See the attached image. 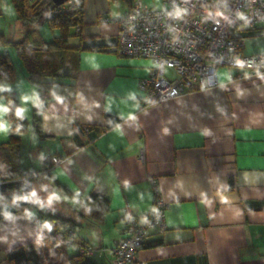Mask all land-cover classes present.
<instances>
[{
	"label": "crops",
	"instance_id": "crops-1",
	"mask_svg": "<svg viewBox=\"0 0 264 264\" xmlns=\"http://www.w3.org/2000/svg\"><path fill=\"white\" fill-rule=\"evenodd\" d=\"M159 1L154 6L143 0L151 7H160ZM131 3L84 0L81 33L115 38L118 23L101 17H118ZM2 5L0 18L7 13L14 28L6 34L0 20V31L20 39L24 27L9 0ZM236 34L244 39L243 52L264 53V22L238 28ZM7 50L16 66L12 81L0 80V144L9 134L2 91L15 92L30 123L38 97L45 95L44 135L32 123L24 130L30 141L21 135L20 161L32 172L34 197L75 221L69 254L76 252V243L87 242L104 249L91 256L96 264H112V249L124 235V210L146 215L157 189L164 219L148 228L147 242L137 252L145 264H264V74L231 80L228 71L234 70L219 67L218 85L143 105L139 81L153 66L149 58L82 50L75 77L30 79L13 50ZM28 95L32 107L24 112L21 98ZM105 111L121 120L97 132L94 126L104 123ZM8 168L0 152V172ZM48 175L73 193L107 197L109 210L99 221L81 216L55 194ZM40 185L42 193L35 189ZM36 213L21 210L0 193V264H8L3 250L45 233Z\"/></svg>",
	"mask_w": 264,
	"mask_h": 264
},
{
	"label": "built area",
	"instance_id": "built-area-1",
	"mask_svg": "<svg viewBox=\"0 0 264 264\" xmlns=\"http://www.w3.org/2000/svg\"><path fill=\"white\" fill-rule=\"evenodd\" d=\"M101 20L118 23V53L153 62L139 81L143 105L218 85L219 67L234 70L228 71L231 80L264 74V53L243 52L244 39L236 34L238 28L264 22V0H161L160 7L132 0L118 17ZM164 206L155 189L146 215L124 210V235L112 249V264H145L137 252L147 241L148 228L163 223ZM75 247L89 256L104 252L82 242Z\"/></svg>",
	"mask_w": 264,
	"mask_h": 264
},
{
	"label": "trees",
	"instance_id": "trees-1",
	"mask_svg": "<svg viewBox=\"0 0 264 264\" xmlns=\"http://www.w3.org/2000/svg\"><path fill=\"white\" fill-rule=\"evenodd\" d=\"M9 2L14 18L25 30L20 39L9 38L0 31V48L4 49L0 52L2 81L10 82L15 75V66L9 56L8 48L13 50L30 79L72 78L77 73L78 57L82 50H117V36L110 39L86 38L81 33L84 24V0H68L59 5L52 0H9ZM45 24L58 31L51 40L42 37L39 28ZM72 36L78 38V43L69 44V38ZM2 93L5 94L6 99L9 134L7 141L0 144V152L9 168L0 172V178L4 180L0 184V193L27 213L36 209L35 217L45 229L44 234L3 250L4 259L8 264H96L89 255L78 251L73 254L67 252V244L70 243V237L76 226L75 221L34 197L32 172L24 170L20 161L21 133L27 125V119L15 92L12 89H5ZM46 100L45 95H40L32 110V127L40 135H44L40 119L46 107ZM120 120V116L105 111L104 123L95 125L94 128L100 132ZM46 168L47 165H43V169ZM48 178L55 194L69 202L81 216L99 221L109 210L107 197L94 191L82 196L71 192L51 175H48Z\"/></svg>",
	"mask_w": 264,
	"mask_h": 264
},
{
	"label": "rangeland",
	"instance_id": "rangeland-1",
	"mask_svg": "<svg viewBox=\"0 0 264 264\" xmlns=\"http://www.w3.org/2000/svg\"><path fill=\"white\" fill-rule=\"evenodd\" d=\"M149 4L151 5H159V0H146ZM0 4L2 5V0H0ZM3 8H4V4L2 5ZM0 20L2 21V23H5L6 26L4 27V29H6V34H10L12 33V30L14 28V25L12 24V22L10 21L9 17H8V14L7 13H4L3 16L0 18ZM40 31H41V34H42V37L45 39V40H51L56 34H57V29H52L50 28L49 26H47L46 24L45 25H42L40 28ZM76 43V37L75 36H72L69 38V44H75ZM14 57H12L13 59ZM15 61V60H14ZM15 65V64H14ZM16 66V65H15ZM224 68H227V67H224ZM228 69V68H227ZM17 72V71H16ZM17 75V73H16ZM33 102V101H32ZM35 102V101H34ZM21 103H22V106H23V111L25 112V110L27 108H29L31 110V107H32V103H31V99L29 98V95L24 97V98H21ZM29 126L31 127V123L30 122H27V125L25 127V129H29ZM24 129V130H25ZM21 135H23V141L26 140L28 143L30 141V133L27 134L25 133V131L23 133H21ZM21 150H20V160L22 157V154H21ZM36 191L38 192H44V186L43 185H40V186H36L35 187ZM46 198V196H44ZM51 203L54 204V206H56L61 212H63V206L61 204H59L58 201H52Z\"/></svg>",
	"mask_w": 264,
	"mask_h": 264
},
{
	"label": "water",
	"instance_id": "water-1",
	"mask_svg": "<svg viewBox=\"0 0 264 264\" xmlns=\"http://www.w3.org/2000/svg\"><path fill=\"white\" fill-rule=\"evenodd\" d=\"M55 4H62V3H64V2H66V1H68V0H52Z\"/></svg>",
	"mask_w": 264,
	"mask_h": 264
}]
</instances>
